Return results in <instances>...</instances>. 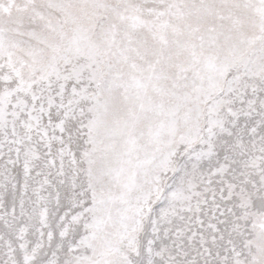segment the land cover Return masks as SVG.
Returning <instances> with one entry per match:
<instances>
[{"label":"snow or ice","instance_id":"1","mask_svg":"<svg viewBox=\"0 0 264 264\" xmlns=\"http://www.w3.org/2000/svg\"><path fill=\"white\" fill-rule=\"evenodd\" d=\"M0 264H264V0H0Z\"/></svg>","mask_w":264,"mask_h":264}]
</instances>
